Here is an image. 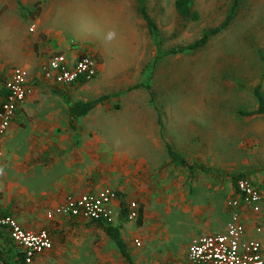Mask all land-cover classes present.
I'll return each mask as SVG.
<instances>
[{
    "label": "crops",
    "instance_id": "0c3cea01",
    "mask_svg": "<svg viewBox=\"0 0 264 264\" xmlns=\"http://www.w3.org/2000/svg\"><path fill=\"white\" fill-rule=\"evenodd\" d=\"M90 5L84 11L99 17L108 33H79L76 46L69 40V33H0V47L5 54H20L23 47L28 51V58L18 64L29 69V82L34 89L17 108L6 133L0 136V216L8 212L6 215H13L26 228L50 231L53 247L38 254L34 264H129L107 232L110 223L47 215L70 194L110 187L119 194L114 201L116 217L110 225L119 229L136 264H192L188 260L192 240L227 229L231 209L226 200L239 196L233 175L244 174L242 177L259 184L264 178V112H241L259 107L254 95L256 85L252 89L255 99L244 103L236 115L238 148L243 152L240 163H231L221 154L222 161L217 163L208 157L203 160L188 156L165 139L163 128L159 130L160 141L151 139L150 133L137 134L132 130L128 136V128L113 121V112H106L110 100L83 116L71 117L70 107L77 100L66 89L90 81L51 89L49 86L60 85L46 83L41 76L36 78L37 71L33 69L39 41L45 51H52L50 55L63 52L71 61L81 57L89 46L101 59V63L97 59L99 78L95 84L101 94L116 84L115 72L112 76L107 69L114 67L115 62H125L126 54L140 64L148 52V43L143 48V33H125V16L119 14L123 8ZM145 39L148 40V33ZM113 50H121L120 55L113 56ZM3 68L0 65V73ZM10 69L2 74L10 75L13 68ZM5 95V90L0 89V105ZM109 144H114L113 157ZM168 145L183 155L189 165L172 161ZM151 149L161 152L157 165L149 155ZM228 150L230 155V147ZM111 158L112 163L107 165ZM231 166L234 171H229ZM131 200L139 206V217L134 220L125 213ZM241 221L246 237L264 244V190L261 210L253 212L243 207ZM18 252L24 249L0 223V261L5 257L16 259Z\"/></svg>",
    "mask_w": 264,
    "mask_h": 264
},
{
    "label": "rangeland",
    "instance_id": "374dc122",
    "mask_svg": "<svg viewBox=\"0 0 264 264\" xmlns=\"http://www.w3.org/2000/svg\"><path fill=\"white\" fill-rule=\"evenodd\" d=\"M175 1L147 0L149 13L158 27V32L153 35L136 0H0V33H69V40L76 46L80 42L79 33H108L105 27L102 28L99 17L84 11L90 4L123 8L119 14L125 16V33H143L144 49L148 43V52L141 57V63L130 54H126L127 60L120 64L108 61L114 67L106 71L112 76L115 72L113 78L116 81L108 93L95 90L98 75L90 82L70 89L56 85L49 87L66 89L76 100L110 95L107 99L110 107L106 112H113V121L128 128V136L132 130L137 134L150 133L151 139L160 141L159 130L163 128L165 139L188 156L203 160L208 157L217 163L222 161V155L231 163H240L243 152L238 148L237 111L244 103L247 105L255 99L252 91L255 85L261 82L264 92V0H242L232 22L212 36L206 45L173 54L168 51L186 47L201 38L205 29L222 25L233 2L194 0L193 8L200 17L184 20L176 10ZM37 4L40 5V16L32 18L23 10V7L33 9ZM38 44L33 70L37 71L34 76L41 78V65L52 51H45V45L40 41ZM113 52L116 56L121 50ZM83 55H93L101 63L100 57L89 46ZM28 56L25 47L20 54H5L0 47V65L5 69L21 66L18 62L22 63ZM8 61L13 63L9 67ZM109 146L113 157L114 144ZM149 155L156 165L162 159L159 150L151 149ZM109 162L112 163V158L107 165ZM234 170L232 166L229 169Z\"/></svg>",
    "mask_w": 264,
    "mask_h": 264
},
{
    "label": "built area",
    "instance_id": "2783aa9c",
    "mask_svg": "<svg viewBox=\"0 0 264 264\" xmlns=\"http://www.w3.org/2000/svg\"><path fill=\"white\" fill-rule=\"evenodd\" d=\"M40 72L46 83L71 85L93 80L99 73V62L93 55H83L71 61L65 53L56 52L42 63ZM29 78L30 71L23 66L14 67L10 75L0 73V89L6 91L5 101L0 106V136L8 130L19 105L33 92ZM2 152L0 141V156ZM237 189L239 196L228 200L231 218L226 231L193 239L188 248L190 263L264 264V244L258 239L247 238L245 226L241 221L243 207L253 212L261 210L264 178L260 184L252 178H239ZM118 196V191L113 188L79 195L70 194L64 203L48 211L47 215L50 218L61 215L111 224L116 217L114 201ZM125 211L129 220L137 219V201H129ZM0 223L9 229L14 242L24 249L22 264H34L38 254L53 247L52 235L48 229L26 228L13 215H1ZM137 243L139 244V241ZM0 264L6 263L1 260Z\"/></svg>",
    "mask_w": 264,
    "mask_h": 264
},
{
    "label": "trees",
    "instance_id": "16d2710c",
    "mask_svg": "<svg viewBox=\"0 0 264 264\" xmlns=\"http://www.w3.org/2000/svg\"><path fill=\"white\" fill-rule=\"evenodd\" d=\"M136 1L139 5L140 13L142 14L144 20L146 21L150 32L153 35H155L158 32V27H157L155 20L153 19V17L149 13V10L147 7V0H136ZM241 1L242 0H233L229 14H228L226 20L224 21V23H222V25H220L218 27H214V28H207L204 30L202 37L199 38L198 40L192 42L191 44H189L186 47H181L178 49L174 48L168 52L173 53V54L178 53V52H182V51L188 52L191 50H197V49L203 47L204 45H206V43L209 41V39L212 36L218 34L221 30H223V28H226L232 22V20L235 17V14L237 12V9L241 4ZM193 4H194V0H176L175 1L176 10L184 20H198L199 19L200 14L197 10H195L193 8ZM23 10L27 13L29 12L31 14L32 18H35L37 15H39L40 11H41L40 5H38V4L35 5V7L33 9H30L29 7H23ZM80 82H83V81H80ZM254 95L257 97L259 107L255 110H251V111H241L242 113H244L246 115H252L254 113L264 112V93L262 91L261 83H259L255 86ZM5 97H6V95H5ZM109 97H110V95H103V96H100V97L92 99V100H87V101L77 100V101H75L72 104V106L70 107L71 117L76 118V117H80V116L87 114L93 108L102 104ZM168 152H169V157L172 161L177 162V163L181 162L184 165H189V163L186 161L185 157L183 155H181L179 152H177L176 150H174L171 145H168ZM243 175L244 174H234L233 175L234 176L233 177L234 182H237V179L239 177H242ZM3 214L6 215V214H10V213L4 212ZM141 216H142V211H141ZM141 216H140V218H141ZM107 226H108L107 232L116 241V243L119 245L121 252L126 256L129 264H136L134 262L133 258L131 257V255L126 250V244L124 243V241L120 237L119 229L117 227H113L110 224H107ZM3 260L6 264H22V262L24 260V252H18L16 259L5 257V258H3Z\"/></svg>",
    "mask_w": 264,
    "mask_h": 264
}]
</instances>
